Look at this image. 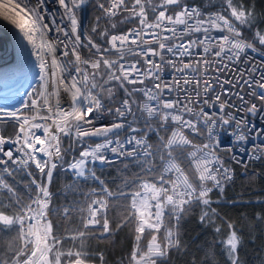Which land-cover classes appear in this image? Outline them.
<instances>
[{
  "label": "snow or ice",
  "instance_id": "snow-or-ice-1",
  "mask_svg": "<svg viewBox=\"0 0 264 264\" xmlns=\"http://www.w3.org/2000/svg\"><path fill=\"white\" fill-rule=\"evenodd\" d=\"M87 4L0 3L42 82L23 110L0 108V264H107L99 245L124 230L132 246L118 264H220L218 255L247 264L241 252L256 225L218 208L264 204L224 196L236 176L226 161L242 164L250 184L249 163L264 161V59L222 74L251 60L248 50L264 57V11L255 0H103L109 25L98 16L86 32ZM116 164L118 174L101 179ZM56 174L68 182L53 191ZM196 209L214 238L193 250L182 226Z\"/></svg>",
  "mask_w": 264,
  "mask_h": 264
},
{
  "label": "trees",
  "instance_id": "trees-1",
  "mask_svg": "<svg viewBox=\"0 0 264 264\" xmlns=\"http://www.w3.org/2000/svg\"><path fill=\"white\" fill-rule=\"evenodd\" d=\"M99 2L103 0H89L88 4L81 9L79 16L81 18L84 30L88 32L91 27L97 24L96 17L100 16L99 27L102 29L109 25V21L103 17L100 10L96 7ZM255 7L257 11H264V0H255ZM127 25H122L126 27ZM95 35V34H93ZM12 125L7 123L5 125V131L7 133L12 132ZM122 167L120 164L113 165L111 169L105 171L104 175L101 176V179H109L115 177L117 169ZM253 169H248L249 175L253 171L257 173V178L253 183H249L248 178L241 173L239 167L235 165V179L234 182L225 190L224 196L226 200H233L236 198H242L247 201H254L256 198H264V163L256 161L250 165ZM136 171V169H132ZM100 175V173H97ZM19 183L22 186L23 183H27V177L25 173L17 175ZM23 183H22V182ZM68 182V178L63 175L56 174L54 175L53 181V191H58L63 188L64 185ZM95 187V185H91ZM112 187V185H109ZM215 195V194H214ZM215 207V205H214ZM218 211L221 215L228 217L229 219L240 220L241 216H245V221L242 223L252 222L256 226L251 230V235L255 237L252 240L247 234L245 235V248L241 252L242 258L247 261V264H260V260L257 257L264 258V224H259L253 220L255 213L260 212L264 215V204H237L232 206L231 204H221L218 208ZM199 209L194 210L183 222L182 231L184 234V239L192 243L193 250L198 246L205 243V241L213 239V233L210 228L202 226L198 222ZM132 246V241L128 235L127 230L121 231L118 234H115L111 240L103 241L99 247L105 250L107 257V264H118L120 257L125 256ZM193 254L196 255L197 259L200 258L201 253L193 251ZM220 264H224L223 257L217 256ZM190 257L178 256L174 258V264H186V260Z\"/></svg>",
  "mask_w": 264,
  "mask_h": 264
},
{
  "label": "built area",
  "instance_id": "built-area-1",
  "mask_svg": "<svg viewBox=\"0 0 264 264\" xmlns=\"http://www.w3.org/2000/svg\"><path fill=\"white\" fill-rule=\"evenodd\" d=\"M89 1V0H88ZM132 25H127L126 27H131ZM261 51H264V49H261ZM247 56L251 57V60H245L243 63H234L230 65L231 70H225V73H223L224 78H234L237 77L238 71H248V66L250 64H255L257 66L260 65L261 60L264 59V57L261 56V52H252L251 50H248ZM187 61V58H185ZM36 72V71H35ZM212 75H215V73H212ZM41 73L36 72L35 74L32 73V71L28 75H24L23 71H19L14 75L8 76L7 78H4V89L0 90V108H7L10 110H16V109H21L23 110V104L29 101V95L28 93H31L33 89L39 90L41 87V80H40ZM172 76V70L171 69H166L164 73V79H171ZM8 88H5V87ZM237 88H239V85H237ZM219 91V89H217ZM248 89L245 86L243 89L244 93H247ZM247 98V97H246ZM235 99V98H234ZM235 102L238 104L239 101L235 100ZM131 119V118H129ZM7 123H12L14 124L15 121H7ZM264 127V125H262ZM9 135L11 133H7ZM223 139L225 142H229L231 138L227 134H222ZM101 142L100 138L93 137L89 140V143H98ZM238 156L246 157V153H237ZM256 162V161H254ZM254 162L249 163L248 169H253L250 167V165ZM263 162L264 161H259ZM226 163L229 164L234 170H235V165H237L241 171V173H244V168L242 164H236L231 161H226ZM15 179L19 182V179L17 176Z\"/></svg>",
  "mask_w": 264,
  "mask_h": 264
},
{
  "label": "bare ground",
  "instance_id": "bare-ground-1",
  "mask_svg": "<svg viewBox=\"0 0 264 264\" xmlns=\"http://www.w3.org/2000/svg\"><path fill=\"white\" fill-rule=\"evenodd\" d=\"M3 2L4 0H0V3ZM17 32L18 30H15L13 26L0 18V37L3 38L0 40V69L14 67L13 63L8 61L9 58H13L22 63L24 75H28L31 71L34 74L36 72L41 73L40 67L38 69L39 65L36 68L35 64V62L40 63L37 55L32 51L31 45H27V41L23 42L24 45H27V51L23 50L21 38L17 35ZM59 54L60 51L57 52L58 56ZM3 85L4 80L0 79V90L4 89Z\"/></svg>",
  "mask_w": 264,
  "mask_h": 264
},
{
  "label": "water",
  "instance_id": "water-1",
  "mask_svg": "<svg viewBox=\"0 0 264 264\" xmlns=\"http://www.w3.org/2000/svg\"><path fill=\"white\" fill-rule=\"evenodd\" d=\"M8 61L12 62L14 67L0 69V79L7 78L8 76L14 75L18 71H21L23 69L22 63L19 62L18 60L13 59V58H9ZM0 68H1V66H0Z\"/></svg>",
  "mask_w": 264,
  "mask_h": 264
},
{
  "label": "rangeland",
  "instance_id": "rangeland-1",
  "mask_svg": "<svg viewBox=\"0 0 264 264\" xmlns=\"http://www.w3.org/2000/svg\"><path fill=\"white\" fill-rule=\"evenodd\" d=\"M35 64H36V68H37V65H39L40 63L38 64V63L35 62ZM38 69H39V66H38ZM38 73H39V72H38ZM9 124H10V125H13L12 123H9ZM11 130H12V132H13V128H12ZM21 182H22V181H21ZM22 183H23V182H22ZM23 184H26V183H23Z\"/></svg>",
  "mask_w": 264,
  "mask_h": 264
}]
</instances>
